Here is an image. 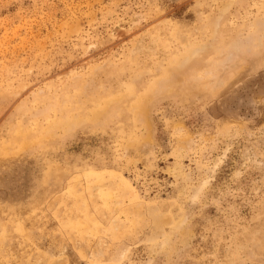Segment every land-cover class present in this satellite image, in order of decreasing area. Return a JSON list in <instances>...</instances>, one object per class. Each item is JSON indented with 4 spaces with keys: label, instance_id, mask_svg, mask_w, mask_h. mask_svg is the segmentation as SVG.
Returning <instances> with one entry per match:
<instances>
[{
    "label": "rangeland",
    "instance_id": "rangeland-1",
    "mask_svg": "<svg viewBox=\"0 0 264 264\" xmlns=\"http://www.w3.org/2000/svg\"><path fill=\"white\" fill-rule=\"evenodd\" d=\"M0 264H264V0H0Z\"/></svg>",
    "mask_w": 264,
    "mask_h": 264
}]
</instances>
